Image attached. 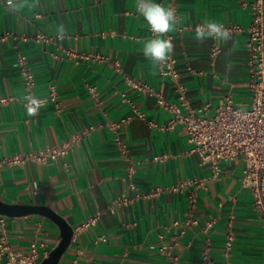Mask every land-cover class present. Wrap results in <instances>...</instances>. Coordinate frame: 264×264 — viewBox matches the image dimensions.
<instances>
[{"label":"crops","instance_id":"crops-1","mask_svg":"<svg viewBox=\"0 0 264 264\" xmlns=\"http://www.w3.org/2000/svg\"><path fill=\"white\" fill-rule=\"evenodd\" d=\"M249 1L243 6L239 0H177L178 25L212 21L246 26ZM154 2L169 5L168 0ZM149 27L135 11L134 0H0V36L7 34L0 38V95L14 97L0 103V200L46 206L72 229L100 212L93 226L70 240L57 264H167L158 247L170 243L179 256L177 264H199L201 228L209 220H213L208 231L210 252L218 264H264L261 220L252 194L241 186L240 156L220 162V177L197 190L191 207L186 190L133 197L156 186L210 174L208 164L187 152L184 125L166 127L172 112L138 90L135 80L161 92L180 113L205 102H210L212 113L225 96L245 108L251 96L245 31H230L226 41L209 38L203 43L194 39V30L180 31L176 26L166 34L175 46L171 55L186 86L183 106L170 80L143 54V42L154 37ZM37 33L52 38L34 39ZM214 41L220 51L211 57ZM18 54L26 56L35 77V94L42 98L35 115L23 105ZM82 54H100L107 60ZM112 60L119 62L120 70ZM50 83L56 87L57 105L44 98ZM134 109L144 117H133L117 130L129 149L125 158L114 144L109 123L133 114ZM85 129L63 156L19 164L4 161L11 155L59 145ZM129 165L133 166L130 177ZM120 197L131 200L115 202ZM3 215L14 248L26 250L36 240L44 241L51 251L61 238L58 225L45 215ZM188 219L196 223L184 229ZM175 220L178 225H172ZM228 222L234 238L224 253Z\"/></svg>","mask_w":264,"mask_h":264},{"label":"built area","instance_id":"built-area-1","mask_svg":"<svg viewBox=\"0 0 264 264\" xmlns=\"http://www.w3.org/2000/svg\"><path fill=\"white\" fill-rule=\"evenodd\" d=\"M176 1L168 0V8H171L176 15ZM241 5H246L247 0H239ZM250 19L246 26L240 24H222L225 29L230 31H245V47L247 51V86L251 96L247 107L235 105L229 96H225L210 111V102L203 103L196 110H188L186 113H180L176 104L168 102L161 92L151 87L142 80H135V87L143 93L155 98L157 104L165 110L171 111L172 116L168 119L166 127L171 128L175 124H183L187 133V141L189 147L187 152L197 154L201 163L208 164L210 174L207 176H191L185 180L171 183L160 187L156 186L143 194L135 193L134 198L138 196H150L161 190H186L187 203L191 207L196 202L197 190L205 188L209 180L218 179L220 177V162L223 160L232 161L238 156L243 161L241 173V186L246 188L252 194L253 208L258 213L261 220L262 232L264 237V0H251ZM137 0H134V8L136 11ZM184 24L178 25V30H194L198 25ZM150 28V27H149ZM6 33L0 38H5ZM25 39L24 36H22ZM52 36L43 33H37L34 39L50 40ZM171 38V37H167ZM220 51L219 44L214 41L210 49V56L215 57ZM82 57L94 58L97 60H107L105 56L100 54H82ZM175 58L171 55L170 59L156 66L161 76L167 77L174 92L177 95L179 104L186 106L187 95L186 86L181 81L180 72L176 67ZM111 64L120 70V64L117 60H112ZM17 66L22 79L23 87V105L32 115L39 111L42 98L35 94V77L28 60L25 55H17ZM92 92L93 90L90 89ZM93 95L96 93L93 91ZM57 91L53 83L47 86L44 98L57 105ZM14 97L0 95V103H6ZM133 117L143 118L142 112L134 109L133 114H128L118 120L109 123V127L114 132V144L120 154L127 158L128 146L124 139L118 134V128L129 122ZM154 125L153 123H151ZM87 130L74 132L64 140L61 144L55 146H46L36 151L26 152L22 154L11 155L4 158L9 164H19L27 159L42 162L48 159H55L58 156L65 155L69 148L76 145ZM155 159L157 157H154ZM133 172V166H128V176ZM37 193L38 190H33ZM131 200L127 197L116 198L115 202H127ZM100 212H95L83 222L73 227L71 241L75 240L77 235L83 230L93 226L99 217ZM195 219L186 220L182 226L184 229L195 224ZM178 221H173L172 225H178ZM213 225V220H209L201 228L204 234V241L199 254V264H218L210 252V237L208 235L209 228ZM40 227V223L36 224ZM162 238V234H159ZM234 234L231 230V223H227V230L224 238V253H228ZM160 254L165 255L167 264H177L178 254L174 252L173 243L160 245L158 247ZM44 241L32 240L26 250L14 248L7 235L6 218L0 213V260L3 264H42V260L49 255Z\"/></svg>","mask_w":264,"mask_h":264},{"label":"clouds","instance_id":"clouds-1","mask_svg":"<svg viewBox=\"0 0 264 264\" xmlns=\"http://www.w3.org/2000/svg\"><path fill=\"white\" fill-rule=\"evenodd\" d=\"M136 12L142 16L154 37L143 42V54L152 65L158 66L167 62L174 51V44L166 34L176 30L178 20L171 8H166L154 0H137ZM228 40L229 31L222 24L212 21H204L195 29L194 39L203 43L207 39Z\"/></svg>","mask_w":264,"mask_h":264},{"label":"water","instance_id":"water-1","mask_svg":"<svg viewBox=\"0 0 264 264\" xmlns=\"http://www.w3.org/2000/svg\"><path fill=\"white\" fill-rule=\"evenodd\" d=\"M29 212L39 213L53 220L60 229V240L49 252V255L42 260V264H57L61 254L69 244L72 236V227L57 213L43 205H22L7 204L0 200V213L5 215L25 214Z\"/></svg>","mask_w":264,"mask_h":264}]
</instances>
